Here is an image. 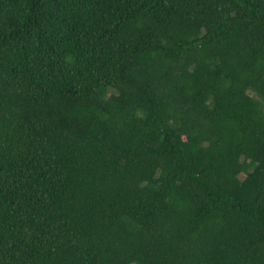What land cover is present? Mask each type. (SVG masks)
Listing matches in <instances>:
<instances>
[{
  "label": "trees",
  "instance_id": "trees-1",
  "mask_svg": "<svg viewBox=\"0 0 264 264\" xmlns=\"http://www.w3.org/2000/svg\"><path fill=\"white\" fill-rule=\"evenodd\" d=\"M0 264H264V0H0Z\"/></svg>",
  "mask_w": 264,
  "mask_h": 264
}]
</instances>
